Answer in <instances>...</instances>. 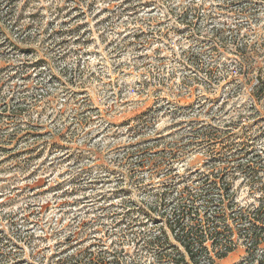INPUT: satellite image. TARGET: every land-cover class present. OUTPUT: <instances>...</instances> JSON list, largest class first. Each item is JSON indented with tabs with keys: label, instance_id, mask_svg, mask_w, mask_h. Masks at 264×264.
<instances>
[{
	"label": "rangeland",
	"instance_id": "1",
	"mask_svg": "<svg viewBox=\"0 0 264 264\" xmlns=\"http://www.w3.org/2000/svg\"><path fill=\"white\" fill-rule=\"evenodd\" d=\"M262 81L264 0H0V264H165L199 181L256 204Z\"/></svg>",
	"mask_w": 264,
	"mask_h": 264
},
{
	"label": "trees",
	"instance_id": "2",
	"mask_svg": "<svg viewBox=\"0 0 264 264\" xmlns=\"http://www.w3.org/2000/svg\"><path fill=\"white\" fill-rule=\"evenodd\" d=\"M254 95L257 100L264 98V81ZM252 180L253 177L247 178L249 184ZM256 180L260 184L256 188L259 198L256 204L247 206L238 205L235 191L225 178L209 185L199 181L189 198L178 197L169 211L161 213L165 230L147 237L144 245L155 248V258L165 264H214L234 252L241 242L247 259L238 264H264V179ZM91 262L88 259L82 264ZM67 264L81 263L69 260Z\"/></svg>",
	"mask_w": 264,
	"mask_h": 264
}]
</instances>
